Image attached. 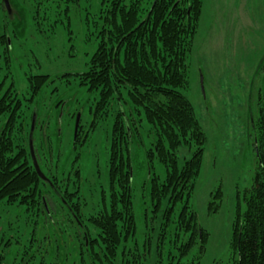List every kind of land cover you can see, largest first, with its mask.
I'll list each match as a JSON object with an SVG mask.
<instances>
[{"label":"rangeland","instance_id":"1","mask_svg":"<svg viewBox=\"0 0 264 264\" xmlns=\"http://www.w3.org/2000/svg\"><path fill=\"white\" fill-rule=\"evenodd\" d=\"M8 1L9 6L0 0V82L4 89L11 85L22 100L19 120L25 127L16 133L27 139L30 131L42 172L49 181V175L55 176L60 190L78 189V195L67 196L69 205L56 188L43 185L45 211L37 212L0 201V264H24L23 258L25 264H237L234 222L238 210L245 209L243 194L253 185L257 166L254 124L264 96V0H202L186 57L189 83L183 89L206 132L201 171L188 201L197 214V229L180 223L181 202L170 217L167 198L155 209L151 177L163 180L167 168L158 157L149 166L148 151L155 148L158 134L134 109L127 89L115 93L107 114L95 120L99 91L67 75L87 70L99 45L95 22L105 0L70 3L69 17L62 0H47L46 19L36 18L33 0ZM152 1L141 0V7ZM40 8L43 16L44 4ZM32 75H49L33 99ZM119 113L130 135L136 229L123 238L117 256L104 250L101 261L82 252L74 202L95 235L88 217L104 210V194L109 195L110 147ZM195 148L183 144L176 151L179 166ZM33 238L32 257L22 256Z\"/></svg>","mask_w":264,"mask_h":264},{"label":"trees","instance_id":"2","mask_svg":"<svg viewBox=\"0 0 264 264\" xmlns=\"http://www.w3.org/2000/svg\"><path fill=\"white\" fill-rule=\"evenodd\" d=\"M33 1L38 4L35 17L46 19V10L49 9L45 5L47 0ZM62 1L65 4L64 12L69 17V4L78 0ZM202 3V0H153L147 8H143L141 0H105L95 20L99 45L88 61L87 70L67 74L79 76L80 82L88 85L89 90L99 91L95 120L107 114L112 99L116 98L115 93L121 94L123 87L127 89L134 109L144 114L158 134L155 148L148 151L149 166L153 158L158 157L167 168L163 180L155 174L151 177L150 192L156 203L155 209L161 207L163 199L167 198L169 207L166 214L170 217L169 213L181 202L180 223L196 226V229L197 214L188 201L201 171L206 132L183 89L189 83L186 57L198 29ZM41 4H44L43 16ZM57 22L55 20L53 26ZM5 51L9 53L8 45ZM5 59L9 65L7 55ZM29 79L33 99L49 81V75H32ZM4 86L5 82H0V121L3 119L0 127V201L25 205L32 212L45 211L43 185H52L61 193L62 200L71 205L68 197L76 195L78 189L73 193L60 190L57 185L59 181H54L57 179L55 176L49 175L52 182L41 179L29 146L33 140L30 131L27 139L22 132L16 133L25 127L19 120L22 100L11 85L6 89ZM259 107V116L254 124L257 156L254 183L245 190V209L238 210L234 222V245L240 253L237 264H264V96ZM112 136L109 195L104 194V210L88 217L93 228L97 229L95 235L88 225H84L79 203L74 202L75 232L82 252L90 251L93 259L101 261L105 257L104 250L110 257L117 256L120 244L136 229L131 193L132 163L128 147L130 135L123 124L122 113L114 122ZM183 144H195L196 148L192 157L179 166L176 151ZM39 164L41 166L40 161ZM34 240L25 246L22 256L27 254L32 257ZM8 242L9 245L12 240ZM23 261L24 264L27 262L24 258Z\"/></svg>","mask_w":264,"mask_h":264},{"label":"water","instance_id":"3","mask_svg":"<svg viewBox=\"0 0 264 264\" xmlns=\"http://www.w3.org/2000/svg\"><path fill=\"white\" fill-rule=\"evenodd\" d=\"M7 6H9V1L8 0H5ZM76 129H78V125L76 127ZM30 146H31V154H32V158H33V163H34V166L36 168V171L38 172L39 176L41 177V179L43 180H49L46 175L42 172L41 168H40V165L38 163V161L36 160V157L34 155V152H33V147H32V142H30Z\"/></svg>","mask_w":264,"mask_h":264},{"label":"flooded vegetation","instance_id":"4","mask_svg":"<svg viewBox=\"0 0 264 264\" xmlns=\"http://www.w3.org/2000/svg\"><path fill=\"white\" fill-rule=\"evenodd\" d=\"M30 142H32V141H30ZM46 181H49V180H46Z\"/></svg>","mask_w":264,"mask_h":264}]
</instances>
